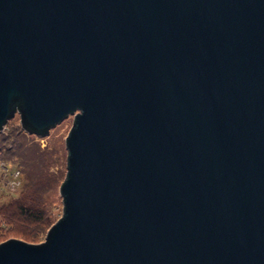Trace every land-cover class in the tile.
Segmentation results:
<instances>
[{
	"label": "water",
	"instance_id": "1",
	"mask_svg": "<svg viewBox=\"0 0 264 264\" xmlns=\"http://www.w3.org/2000/svg\"><path fill=\"white\" fill-rule=\"evenodd\" d=\"M68 117L61 215L0 264H264V0H0V132Z\"/></svg>",
	"mask_w": 264,
	"mask_h": 264
},
{
	"label": "rangeland",
	"instance_id": "2",
	"mask_svg": "<svg viewBox=\"0 0 264 264\" xmlns=\"http://www.w3.org/2000/svg\"><path fill=\"white\" fill-rule=\"evenodd\" d=\"M71 125L70 116L51 129L47 136L36 137L21 132L19 118L15 115L0 132V165L10 164L9 167L19 170L12 185L0 173V205L10 198L24 197L25 205L32 204L35 215L41 217L37 223L14 217L12 225L0 217V242L17 238L39 243L43 241L48 225L60 217L58 190L66 170L64 139ZM9 187L12 195H9Z\"/></svg>",
	"mask_w": 264,
	"mask_h": 264
},
{
	"label": "trees",
	"instance_id": "3",
	"mask_svg": "<svg viewBox=\"0 0 264 264\" xmlns=\"http://www.w3.org/2000/svg\"><path fill=\"white\" fill-rule=\"evenodd\" d=\"M21 132L23 131L21 130ZM25 200L26 199L24 197L18 198L16 200L10 199L8 202L0 205V217L6 219L10 225H12V220H14V217L20 220H27V221L29 220L33 223L39 222L41 220V217L38 218L35 215L34 210L32 209V206H33L32 204L29 206L25 205V203H27L25 202ZM53 223H50L48 225V227L46 228V231ZM21 240L27 243H34L32 241H27L24 239H21Z\"/></svg>",
	"mask_w": 264,
	"mask_h": 264
},
{
	"label": "built area",
	"instance_id": "4",
	"mask_svg": "<svg viewBox=\"0 0 264 264\" xmlns=\"http://www.w3.org/2000/svg\"><path fill=\"white\" fill-rule=\"evenodd\" d=\"M9 166H10V164L6 165V164L2 163L0 165V170H1L0 173H2V175H4V177H5V179L8 180L7 182L9 183V185H12L19 176V170L16 168H13V167H9ZM0 179H1V177H0ZM9 189H12V188L9 187Z\"/></svg>",
	"mask_w": 264,
	"mask_h": 264
},
{
	"label": "flooded vegetation",
	"instance_id": "5",
	"mask_svg": "<svg viewBox=\"0 0 264 264\" xmlns=\"http://www.w3.org/2000/svg\"><path fill=\"white\" fill-rule=\"evenodd\" d=\"M8 192H9V195H12V190L11 189H8ZM11 199V198H10Z\"/></svg>",
	"mask_w": 264,
	"mask_h": 264
}]
</instances>
